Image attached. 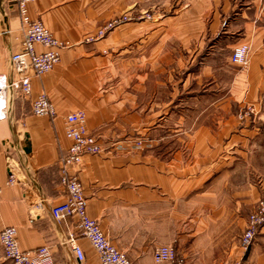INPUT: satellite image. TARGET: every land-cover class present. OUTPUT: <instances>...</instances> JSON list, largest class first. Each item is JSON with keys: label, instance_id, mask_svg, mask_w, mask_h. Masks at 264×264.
<instances>
[{"label": "crops", "instance_id": "1", "mask_svg": "<svg viewBox=\"0 0 264 264\" xmlns=\"http://www.w3.org/2000/svg\"><path fill=\"white\" fill-rule=\"evenodd\" d=\"M136 4L31 3V18L71 46L24 97L11 63L22 50L21 18L14 1L0 0L7 87L0 100V233L14 227L23 251L47 247L54 264H100L76 219L51 215L66 199L59 171L71 147L65 118L82 110L102 153L72 171L89 216L131 264H157L153 252L164 245L183 264H264V228L249 252L239 246L249 213L264 199V170L253 185L247 169L252 148L264 147V124L238 117L245 105L256 113L263 107L264 0H191L180 15L126 22L96 43L85 41ZM242 45L251 49L245 67L231 62ZM43 93L55 119L32 114V100ZM138 140L146 148H135ZM11 173L14 186L7 185ZM72 235L83 262L68 243ZM0 264H11L2 246Z\"/></svg>", "mask_w": 264, "mask_h": 264}, {"label": "built area", "instance_id": "2", "mask_svg": "<svg viewBox=\"0 0 264 264\" xmlns=\"http://www.w3.org/2000/svg\"><path fill=\"white\" fill-rule=\"evenodd\" d=\"M14 1L21 18V29L23 31L22 50L13 54L11 63L14 73L17 75L15 84L20 87L24 97H29L32 93V80L42 78V76L52 72L61 62V51L69 49L70 44L59 41L53 36L51 31L44 26L41 21L31 18L28 7L38 0H12ZM130 19L126 16H115L112 20L103 24L98 30L85 38L88 43H96L104 39L114 29L126 24ZM38 46H43L45 51L39 53ZM251 49L248 45L235 48L231 62L245 67L248 65V58ZM7 91L6 82L0 78V100L4 98ZM5 106L0 101V106ZM252 111H254L252 109ZM253 113V112H252ZM32 114L39 117H58L56 109L49 100L46 93L40 94L32 100ZM248 116H242L245 118ZM67 128V138L71 142L67 155L60 165V183L66 190V199L61 204L52 208L51 215L56 221L65 217L76 219L77 228L82 237L90 243L91 247L99 256L100 264H131L128 256L120 251L104 235L96 220L89 216L87 212L88 201L85 198L84 186L79 180L76 172L72 170L79 167L85 156H96L102 153L100 141L91 134L87 127V114L82 110H77L65 118ZM147 142L138 140L134 147L137 149L146 148ZM16 177L10 174L7 185L14 186ZM1 193V190H0ZM247 225L240 238V249L245 253L255 244L258 233L264 228V199L259 201L256 208L249 213ZM18 231L14 227H6L0 233V246L3 248L4 259L11 264H54L50 249L42 247L32 252L21 249L17 242ZM77 238L72 235L68 239L72 252L77 261L85 260L83 248L77 242ZM153 258L157 264H183L178 253L172 246H161L154 250Z\"/></svg>", "mask_w": 264, "mask_h": 264}, {"label": "rangeland", "instance_id": "3", "mask_svg": "<svg viewBox=\"0 0 264 264\" xmlns=\"http://www.w3.org/2000/svg\"><path fill=\"white\" fill-rule=\"evenodd\" d=\"M131 0H128L130 2ZM191 0H133V2L137 3V6H133V10L131 11L130 9L126 10V12L123 15H118V16H123V17H128L130 19V22H152L154 18L161 19L164 17H169V16H176L180 15L183 10H186L189 7V2ZM191 4V3H190ZM147 31V29H146ZM191 44H193L191 42ZM175 56L178 57L180 56L183 52H181L180 49L175 48ZM181 57V56H180ZM134 76V75H133ZM149 75H146L145 71V77H148ZM150 79V77H149ZM135 81V78L132 79ZM245 109L243 110L242 114L239 115L238 117L241 119L242 116L243 119L242 121H249L251 123L257 124L259 126L260 124H264V100L262 102V108L259 113H256V107L252 104L245 105ZM252 109L254 111H252ZM253 112V113H252ZM264 126V125H263ZM250 147V146H249ZM252 154H250V158L248 161V178H249V184H257L259 183V178H257L258 173H260L262 170H264V147L260 148H252ZM259 171V172H258ZM251 207V206H250ZM256 207V206H255ZM253 206L251 207V209ZM254 210V209H253Z\"/></svg>", "mask_w": 264, "mask_h": 264}]
</instances>
